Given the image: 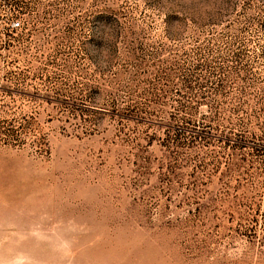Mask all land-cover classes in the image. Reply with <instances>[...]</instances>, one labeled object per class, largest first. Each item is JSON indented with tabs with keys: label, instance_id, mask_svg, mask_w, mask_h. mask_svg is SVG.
Instances as JSON below:
<instances>
[{
	"label": "rangeland",
	"instance_id": "rangeland-1",
	"mask_svg": "<svg viewBox=\"0 0 264 264\" xmlns=\"http://www.w3.org/2000/svg\"><path fill=\"white\" fill-rule=\"evenodd\" d=\"M0 264H264V0H0Z\"/></svg>",
	"mask_w": 264,
	"mask_h": 264
},
{
	"label": "built area",
	"instance_id": "built-area-1",
	"mask_svg": "<svg viewBox=\"0 0 264 264\" xmlns=\"http://www.w3.org/2000/svg\"><path fill=\"white\" fill-rule=\"evenodd\" d=\"M12 26L13 28L18 29L21 27V22L19 20H14Z\"/></svg>",
	"mask_w": 264,
	"mask_h": 264
}]
</instances>
